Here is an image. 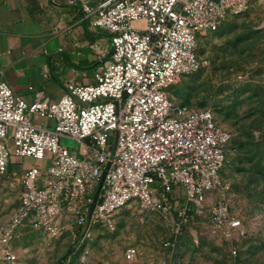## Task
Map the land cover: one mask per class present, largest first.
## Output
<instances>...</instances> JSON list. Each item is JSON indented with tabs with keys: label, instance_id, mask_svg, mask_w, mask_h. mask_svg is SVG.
<instances>
[{
	"label": "built area",
	"instance_id": "built-area-1",
	"mask_svg": "<svg viewBox=\"0 0 264 264\" xmlns=\"http://www.w3.org/2000/svg\"><path fill=\"white\" fill-rule=\"evenodd\" d=\"M254 1L68 0L108 33L110 58L94 82H69L58 101L37 91L29 104L0 80V175L13 155L48 160L42 186L40 166L23 174L20 206L1 237L5 259H17L6 246L12 228L30 221L44 234H55L59 218L68 216L81 227L79 261L87 264L97 228L114 231L115 213L132 201L142 210L159 207L158 196L165 198L177 185L197 206L220 191L210 203L212 230L234 236L241 219L231 213L222 176L232 133L211 108L173 103L168 89L199 68V35L218 30L229 14L245 12ZM33 114L52 124H35ZM63 137L77 140V150L63 145ZM126 251L129 258L136 253L134 247Z\"/></svg>",
	"mask_w": 264,
	"mask_h": 264
},
{
	"label": "rangeland",
	"instance_id": "rangeland-1",
	"mask_svg": "<svg viewBox=\"0 0 264 264\" xmlns=\"http://www.w3.org/2000/svg\"><path fill=\"white\" fill-rule=\"evenodd\" d=\"M197 53L199 68L185 73L168 95L173 103L211 108L232 133L222 176L229 208L241 226L229 239L213 232L210 203L221 192L197 206L177 185L165 198L158 196L159 207L142 210L132 201L115 213L114 231L96 229L88 248L92 252L99 239L109 240L103 252L111 264H264V0L199 35ZM13 132L10 127L9 135ZM61 143L79 147L67 137ZM36 161L48 165L47 159ZM19 206V199L7 203L0 195V227L11 224ZM128 247L136 249L133 258Z\"/></svg>",
	"mask_w": 264,
	"mask_h": 264
},
{
	"label": "crops",
	"instance_id": "crops-1",
	"mask_svg": "<svg viewBox=\"0 0 264 264\" xmlns=\"http://www.w3.org/2000/svg\"><path fill=\"white\" fill-rule=\"evenodd\" d=\"M98 0H89L91 4ZM108 33L90 24L80 4L68 0H0V80L6 81L27 103L42 91L47 101H58L69 82L90 84L110 58ZM37 125L52 120L32 115ZM73 150H77L72 148ZM13 155L0 175V195L5 202L19 199L24 190L23 174L37 161ZM42 162V161H41ZM39 181L46 180L41 166ZM59 232L44 234L30 221L12 228L6 244L17 255L10 261L0 250V264H81V227L68 216L58 220ZM2 227V226H1ZM0 227V248L3 230ZM99 239L87 264H111ZM101 262V263H99ZM105 262V263H103Z\"/></svg>",
	"mask_w": 264,
	"mask_h": 264
},
{
	"label": "water",
	"instance_id": "water-1",
	"mask_svg": "<svg viewBox=\"0 0 264 264\" xmlns=\"http://www.w3.org/2000/svg\"><path fill=\"white\" fill-rule=\"evenodd\" d=\"M109 165L106 166L105 170L103 171L102 173V176L100 178V181H99V185L95 191V194H94V197H93V201L90 205V210H89V213L91 214L94 207H95V204L97 203L98 199H99V195H100V191H101V187H102V184H103V181H104V177H105V174H106V171H107V168H108Z\"/></svg>",
	"mask_w": 264,
	"mask_h": 264
}]
</instances>
